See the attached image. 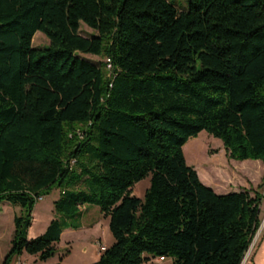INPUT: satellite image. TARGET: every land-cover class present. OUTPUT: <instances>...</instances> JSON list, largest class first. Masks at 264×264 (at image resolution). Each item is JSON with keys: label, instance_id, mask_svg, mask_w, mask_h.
Wrapping results in <instances>:
<instances>
[{"label": "trees", "instance_id": "1", "mask_svg": "<svg viewBox=\"0 0 264 264\" xmlns=\"http://www.w3.org/2000/svg\"><path fill=\"white\" fill-rule=\"evenodd\" d=\"M81 23L94 33L80 35ZM36 31L47 45L31 46ZM202 130L264 167V0H189L186 11L167 0H0V202L23 212L1 264L53 256L84 204L113 239L87 264H240L260 226L264 171L253 197L215 192L183 153ZM146 175L142 198L132 195ZM53 185L58 217L27 238Z\"/></svg>", "mask_w": 264, "mask_h": 264}, {"label": "rangeland", "instance_id": "2", "mask_svg": "<svg viewBox=\"0 0 264 264\" xmlns=\"http://www.w3.org/2000/svg\"><path fill=\"white\" fill-rule=\"evenodd\" d=\"M172 3L178 11H186L189 0H167ZM79 34L89 37L94 33L84 24L79 25ZM47 38L36 31L31 37V46L40 48L47 45ZM78 57L93 64L104 61L105 58L88 53H77ZM183 153L188 165L192 166L198 173L201 181L211 187L217 193L246 190L250 196L255 192H263L258 189L264 167L259 160H235L229 157L228 151L220 139L208 134L205 130L191 137L183 145ZM149 175L135 182L131 187V194L142 198L144 190L148 187ZM59 188L53 185L47 193L39 197L30 211V221L26 229V237L32 238L41 234L48 223L58 217L53 209V201L58 197ZM22 209L17 205H11L5 201L0 202V234L9 236L13 232L12 218L19 215ZM260 226L254 235L255 245L258 237L264 229V199L260 204ZM71 224H80L78 229L65 228L61 238L55 244L53 256L38 260L36 255L21 252L14 257L10 264L23 262L24 264H87L94 261L97 253L109 246L113 239L107 228V217H104L94 205L84 204L80 206V217L66 220ZM41 231V232H40ZM40 232V233H38ZM255 249V248H254ZM148 260L141 264H172L169 256L159 260L157 256L146 255ZM259 264H264V258Z\"/></svg>", "mask_w": 264, "mask_h": 264}, {"label": "crops", "instance_id": "3", "mask_svg": "<svg viewBox=\"0 0 264 264\" xmlns=\"http://www.w3.org/2000/svg\"><path fill=\"white\" fill-rule=\"evenodd\" d=\"M63 230L60 233L59 240L61 238ZM40 232H38V233H40ZM11 238H12V235L10 238H9V236H6L4 238V235L0 234V264H1V261L5 255L6 251L9 248ZM256 243L257 244L254 246L255 249L253 248V251H252V254H251V257H250L248 264H259L261 262V260H263V258H264V229H263L261 235L258 237ZM98 255H99V253H97V250H96V255H95L96 258L94 260L97 259ZM50 264H52V263H50ZM59 264H60V262H59Z\"/></svg>", "mask_w": 264, "mask_h": 264}, {"label": "built area", "instance_id": "4", "mask_svg": "<svg viewBox=\"0 0 264 264\" xmlns=\"http://www.w3.org/2000/svg\"><path fill=\"white\" fill-rule=\"evenodd\" d=\"M105 63H106V68L108 69L109 68V59L108 58H105L104 59ZM70 163H72V161H70ZM255 246V240H254V237L251 241V243L249 244L248 246V249L246 250L240 264H248L249 263V260H250V257H251V254H252V251H253V248ZM159 260H162L163 257L160 256L158 257ZM17 264H24L23 262H17Z\"/></svg>", "mask_w": 264, "mask_h": 264}]
</instances>
